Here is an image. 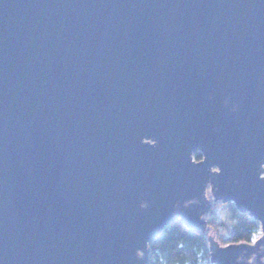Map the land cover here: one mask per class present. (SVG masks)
<instances>
[{
    "label": "water",
    "instance_id": "1",
    "mask_svg": "<svg viewBox=\"0 0 264 264\" xmlns=\"http://www.w3.org/2000/svg\"><path fill=\"white\" fill-rule=\"evenodd\" d=\"M212 201L264 264V0H0V264H149Z\"/></svg>",
    "mask_w": 264,
    "mask_h": 264
},
{
    "label": "trees",
    "instance_id": "2",
    "mask_svg": "<svg viewBox=\"0 0 264 264\" xmlns=\"http://www.w3.org/2000/svg\"><path fill=\"white\" fill-rule=\"evenodd\" d=\"M196 161L202 155H195ZM211 200L212 197H210ZM261 235L260 224L232 203L212 201L208 228L192 232L179 219L151 245L149 264H212L209 237L221 246L253 243Z\"/></svg>",
    "mask_w": 264,
    "mask_h": 264
},
{
    "label": "clouds",
    "instance_id": "3",
    "mask_svg": "<svg viewBox=\"0 0 264 264\" xmlns=\"http://www.w3.org/2000/svg\"><path fill=\"white\" fill-rule=\"evenodd\" d=\"M210 99H211V97H210ZM225 102L227 104L229 101L228 100H225ZM237 107H238L237 105H233L232 111H236Z\"/></svg>",
    "mask_w": 264,
    "mask_h": 264
},
{
    "label": "built area",
    "instance_id": "4",
    "mask_svg": "<svg viewBox=\"0 0 264 264\" xmlns=\"http://www.w3.org/2000/svg\"><path fill=\"white\" fill-rule=\"evenodd\" d=\"M255 241H256V240H255ZM255 241H254V242H255Z\"/></svg>",
    "mask_w": 264,
    "mask_h": 264
},
{
    "label": "rangeland",
    "instance_id": "5",
    "mask_svg": "<svg viewBox=\"0 0 264 264\" xmlns=\"http://www.w3.org/2000/svg\"><path fill=\"white\" fill-rule=\"evenodd\" d=\"M224 247V246H223Z\"/></svg>",
    "mask_w": 264,
    "mask_h": 264
}]
</instances>
